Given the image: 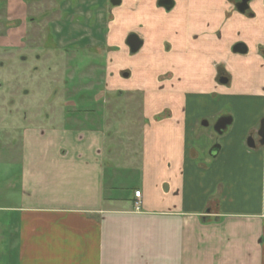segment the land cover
Segmentation results:
<instances>
[{
    "label": "crops",
    "instance_id": "1",
    "mask_svg": "<svg viewBox=\"0 0 264 264\" xmlns=\"http://www.w3.org/2000/svg\"><path fill=\"white\" fill-rule=\"evenodd\" d=\"M174 1L123 0L108 26H88L81 0V26L55 28L60 47L103 46L97 93L138 115L122 105L124 117L106 116L87 88L69 96L76 106L61 122L11 120L0 153V264H264V0L245 12L240 0ZM42 2L45 14L59 6L0 0V26L25 31ZM0 33V46L29 37ZM84 93L89 108H77ZM223 118L231 123L212 131ZM213 144L216 155L205 153Z\"/></svg>",
    "mask_w": 264,
    "mask_h": 264
},
{
    "label": "rangeland",
    "instance_id": "2",
    "mask_svg": "<svg viewBox=\"0 0 264 264\" xmlns=\"http://www.w3.org/2000/svg\"><path fill=\"white\" fill-rule=\"evenodd\" d=\"M49 1L50 4L53 3L51 0ZM47 4L48 2H42V6L37 4L35 8L31 9L30 16L34 17L36 21H30L27 26L25 23V31H17V26L12 28H8L6 25L0 26V32H4L2 35L5 34L6 37L9 34H14L16 39H20L19 35L23 37L26 33L29 34V37L26 38V45H22L23 47L12 44L0 46V153L6 152L8 144L6 142L12 137L9 136L7 139L6 135V129L7 132L11 131L9 128L11 120H24L27 115L31 123L48 122L47 124H49L54 122V120L47 119H57L61 122L63 121L61 118L65 119L66 114L71 110L70 105L76 106L74 97L77 98V96H74L70 103L67 100L69 96L77 91L81 92L87 88L93 89L97 99L96 105L93 106L100 108L104 106L106 116L109 113L107 108L113 116V111L118 110L119 106L127 107L129 104L125 99L115 101L113 96H108L104 102L102 100L103 96L97 93L99 88L104 86L105 65L99 60L88 63L87 61L98 55L102 57L103 49L95 48L96 52L94 53L92 48L87 47H71L68 49L57 46L52 49L45 46V40L50 36H53V39L55 38V27H47L45 23L48 20L59 18L58 13L54 14L52 8L47 10L45 18H41L45 11L39 10ZM1 10L3 9L1 8ZM0 21L4 22L1 20V16ZM80 26H75V29L80 28ZM87 52L90 58L84 57L88 55ZM23 55H25V60H22ZM71 59H74V61L70 62ZM78 61H85L87 64L78 63ZM13 91L15 92L13 93ZM85 94L78 97L79 105H77V108L81 106L89 108L87 102L93 99V95L88 96ZM12 99L15 100L16 105L14 104V108L16 107L18 111L11 113L10 111L13 110L9 108L11 106L8 104H11ZM128 107L133 109H129V111L133 114L132 118H135V115H138L135 107ZM118 111L116 113L121 114V118L126 115L125 110ZM215 128L216 126L212 128V131ZM17 137L19 135L15 134V140ZM213 147L214 144L205 148L207 149L205 153L210 154ZM17 148L13 149L15 155L19 151ZM1 161L5 162V158L0 160V169Z\"/></svg>",
    "mask_w": 264,
    "mask_h": 264
},
{
    "label": "flooded vegetation",
    "instance_id": "3",
    "mask_svg": "<svg viewBox=\"0 0 264 264\" xmlns=\"http://www.w3.org/2000/svg\"><path fill=\"white\" fill-rule=\"evenodd\" d=\"M54 1H56V0H54ZM80 1L81 0H57V3L59 6H60V2H63V6H68V7H65V8L63 7V10H65V12L63 14L59 15L60 17L58 19L48 20L47 23H45L46 26L47 27L48 26H54L56 28V26H74L77 24L81 25L85 19L84 16L77 14V12L73 13L75 7L77 5H79ZM87 1H88L87 7L89 10L88 12H91V14H89L88 17L86 18V19H88V26H108L109 21L112 20V17H113L112 10L114 8L121 6L123 3V0H87ZM157 3L159 6H163L166 8H168L172 5L173 6L175 5L174 0H157ZM59 6L57 7L56 10L54 9L53 12H55V13L60 12L61 8H59ZM99 11H101L103 13V15H102L103 20H101L99 18ZM41 18L42 19L45 18V12H44V14L41 15ZM29 21H36V20L34 17L30 16ZM132 34H136V33H132ZM136 35L138 36V34H136ZM54 37H56L55 34H54ZM140 40L142 41V45H143V40L141 38H140ZM127 42H128V40H127ZM44 44H45V46L52 48V49H54L58 46L55 38L53 39V36H50L47 40H45ZM75 44L76 43L72 44V46H68V47L66 46L65 48L69 49L71 47H80L77 44L75 46ZM128 45H129V43H128ZM142 45H141V47H142ZM102 47L103 46L92 47L93 52L94 53L96 52L95 48H99L100 50H102L103 49ZM129 47H130V45H129ZM141 47L136 52H138L141 49ZM130 50H131V47H130ZM131 52H132V50H131ZM96 58H97V60H99V62L103 63V58H104L103 53H102V57L98 55V56H96ZM73 61H74V59L70 60V62H73ZM78 63H84L85 64L86 62L85 61H78ZM87 63H88V61H87ZM72 79H74V77H72ZM225 80H226V76H225V74H222L220 76V81L224 82ZM70 102L71 101H69V103Z\"/></svg>",
    "mask_w": 264,
    "mask_h": 264
},
{
    "label": "water",
    "instance_id": "4",
    "mask_svg": "<svg viewBox=\"0 0 264 264\" xmlns=\"http://www.w3.org/2000/svg\"><path fill=\"white\" fill-rule=\"evenodd\" d=\"M249 2L250 0H240L237 4V8L240 12H245L248 7H249ZM128 43L131 47L132 52H136L142 45V41L140 40V38L136 35V34H131L128 38ZM236 51H240V52H245L246 48L244 47L243 44H238L236 45V47L234 48ZM227 81V80H225ZM231 123V119H225L223 118V120H220L218 122V125L216 126V129L219 133H222L224 129H226L227 125ZM258 135H260L261 137V143H264V119L261 120L260 123V127H259V131H258ZM251 142H249V145L254 147L255 143L254 141L252 142V139L250 140ZM218 150V147L214 146L211 149V154L212 155H216V152Z\"/></svg>",
    "mask_w": 264,
    "mask_h": 264
},
{
    "label": "built area",
    "instance_id": "5",
    "mask_svg": "<svg viewBox=\"0 0 264 264\" xmlns=\"http://www.w3.org/2000/svg\"><path fill=\"white\" fill-rule=\"evenodd\" d=\"M135 196L136 197H140L141 196V191L140 190H136L135 191Z\"/></svg>",
    "mask_w": 264,
    "mask_h": 264
}]
</instances>
